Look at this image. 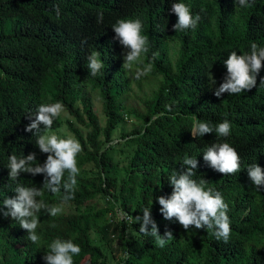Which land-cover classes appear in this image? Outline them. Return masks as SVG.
I'll return each mask as SVG.
<instances>
[{
  "label": "trees",
  "instance_id": "obj_1",
  "mask_svg": "<svg viewBox=\"0 0 264 264\" xmlns=\"http://www.w3.org/2000/svg\"><path fill=\"white\" fill-rule=\"evenodd\" d=\"M174 2L185 3L193 16L200 15L195 29L173 30ZM249 5L239 7L234 0H0V200L15 196L18 182L42 188L43 175L21 173L19 181H12L6 166L10 155L30 152L44 162L46 154L35 146L32 133L24 130L30 123L26 115L40 103L59 101L88 129L85 137L68 122L83 155L77 158L80 175L75 198L66 203L79 209L107 196L133 217H142L141 210L151 208L159 233L163 235L167 227L175 238L159 248L154 238L139 233V223L106 222L112 209L105 207L55 217L38 213L41 241L33 244L18 222L0 215V264H44V248L56 237L72 239L81 247L74 264H108L102 247L91 240L95 227L109 249L121 253L117 264H264V187L257 190L246 170L254 162L264 168V86L259 85L264 68L252 90L214 95L227 72L223 61L231 51L249 52L253 42L264 47V0H249ZM101 13L103 20L97 22ZM121 18L142 21L150 47L146 62L157 53L147 77H160V87L141 111L131 112L126 104L132 91L129 70L122 68L126 50L114 40L111 27ZM95 50L100 51L105 68L92 77L85 66L86 57ZM95 91L103 100L105 127L91 97ZM130 113H136L139 125L123 137L122 148L109 146ZM193 115L214 125L225 118L231 121L230 135L219 141L236 148L240 172L224 176L204 163L202 150L217 137L213 132L194 139L189 131ZM62 125L59 116L53 130ZM116 154L128 159L126 166L120 167ZM186 154L199 162L194 179H205L206 186L220 191L229 206L227 243L206 229L185 231L159 212L155 198L171 194L168 177L174 169L180 170ZM89 163L97 172L89 173L85 168ZM42 198L49 204L61 203L60 195L47 190ZM112 225L120 227L113 235Z\"/></svg>",
  "mask_w": 264,
  "mask_h": 264
},
{
  "label": "clouds",
  "instance_id": "obj_2",
  "mask_svg": "<svg viewBox=\"0 0 264 264\" xmlns=\"http://www.w3.org/2000/svg\"><path fill=\"white\" fill-rule=\"evenodd\" d=\"M239 7H248L249 0H234ZM57 18L60 17L58 6L54 8ZM171 12L177 17L173 30L178 33L187 29H195L199 20V14L193 16L190 7L182 2L171 4ZM102 13L97 22H102ZM115 33L114 40L126 50L123 54L122 68L132 70L135 68V78L149 75L154 69V60L157 53L153 52L151 59L146 54L150 51L149 38L143 34V23L139 18H121L111 26ZM100 51H92L87 57L86 68L92 77H96L101 69L105 68ZM223 65L227 72L222 78L214 95L220 98L222 94H240L250 91L257 86V76L264 68V47L253 42L249 52L237 54L231 51L224 59ZM213 85L216 83L210 73ZM264 86V77L259 81ZM51 101V97L48 98ZM64 110V105L55 103H40L34 112L30 111L26 116L30 123L25 131L35 137V146L46 154V159L41 164L37 161L36 152H30L26 156L18 157L12 154L8 157L7 169L9 180L19 181L21 173L32 176L43 175V186L38 188L17 183L13 197H4L0 200V215L11 217L18 222L20 228L26 230L27 238L33 244H39L41 237L37 234L39 226L38 213L45 212L55 217L62 212V207L57 204H49L42 197L47 190L53 196L60 195L61 204L75 198L77 189V177L80 175L78 155L82 152V145L73 136L64 137L53 131V124ZM171 110V108H169ZM190 133L194 139L201 138L205 134H216V141L206 144L202 150L204 163L214 171L224 176L235 175L241 171V157L228 142H220V137H228L232 130V123L225 118L215 125L211 121L201 120L197 116L191 117ZM41 125L43 127H41ZM198 160L196 157L184 156L180 170L174 169L168 177V183L172 188L170 195L156 197L159 204V212L166 221L177 222L185 231L190 228L206 229L207 233L218 241L227 243L231 236V220L228 215L229 206L225 202L220 191L207 187L208 182L201 178L194 179L197 173ZM186 166V167H185ZM247 175L253 186L260 190L264 187V168L257 162L247 166ZM62 193V194H61ZM41 198V199H38ZM6 209V210H5ZM143 216L129 215L123 209L118 208V218L129 224L139 223V233L154 238L155 245L164 248L174 238L173 233L167 227L163 235L159 233L158 225L151 215V208H143ZM55 227V225H52ZM150 226V229H149ZM42 257L44 264H74V257L78 256L82 249L72 239L56 237L44 248ZM127 255V254H125Z\"/></svg>",
  "mask_w": 264,
  "mask_h": 264
},
{
  "label": "rangeland",
  "instance_id": "obj_3",
  "mask_svg": "<svg viewBox=\"0 0 264 264\" xmlns=\"http://www.w3.org/2000/svg\"><path fill=\"white\" fill-rule=\"evenodd\" d=\"M176 52L177 49L173 50L172 52L174 58H176L177 56ZM134 73H135V68L129 70V78L132 85V91L126 96V104L131 112H134L135 110L138 111L144 110V102L152 97V95L154 94L153 93L154 90L159 89L160 79H161L158 76L153 78L142 76L140 79H136ZM91 97L94 102L95 110L98 116L100 117L101 124L103 127H105L106 116L103 111V100L98 91L92 92ZM79 108L82 109L81 104L79 105ZM132 114L133 115H131V113L128 114L127 116L125 115V120L118 126V128L114 132L113 142L109 144V146L111 145L113 148L116 149L122 148L121 144L123 142V137L125 135L131 134L137 128V126L139 125V120L137 119L136 113H132ZM60 118L62 120L63 125L59 129H55L53 131H56L59 135H62L64 137L67 136L75 137L68 127V122H72L74 126L80 129L83 135L86 137L88 133V129L83 125L79 124L65 108L61 113ZM102 139L104 140V138ZM80 155H83V151L78 156ZM115 160L119 163L120 167L126 166L128 163V159L123 155H119V154H116ZM85 168L91 174L97 172V167H95L93 163L87 164ZM57 205H60L62 207L61 213L65 215L76 214L79 211L81 212L86 211L89 210L90 208L101 209L107 207L112 210H110L108 215L104 218L106 222H109V215L112 214V212H114L117 207H119L114 201L111 200V198H108L107 196H99L95 200L88 202L79 209L74 204L60 203ZM112 229L114 230V233L112 232L111 235L115 234V232L120 231V227L117 228L116 225H112ZM90 236L92 242L102 247V249L104 250L108 264H117L120 262L121 253L115 255L109 249V247L106 245L105 240L102 237L99 228L95 227L91 231Z\"/></svg>",
  "mask_w": 264,
  "mask_h": 264
},
{
  "label": "built area",
  "instance_id": "obj_4",
  "mask_svg": "<svg viewBox=\"0 0 264 264\" xmlns=\"http://www.w3.org/2000/svg\"><path fill=\"white\" fill-rule=\"evenodd\" d=\"M119 207H117L116 209H115V211L114 212H112V214H110L109 215V221L111 222V223H125V224H129V223H126V222H124V221H121L119 218H118V213H117V209H118ZM121 209V208H120ZM128 213V212H127ZM129 215H131L130 213H128ZM125 255V254H124ZM126 257H128L127 255H125Z\"/></svg>",
  "mask_w": 264,
  "mask_h": 264
}]
</instances>
